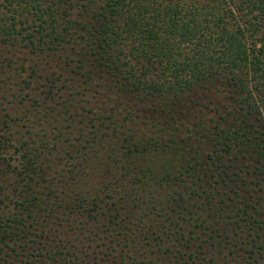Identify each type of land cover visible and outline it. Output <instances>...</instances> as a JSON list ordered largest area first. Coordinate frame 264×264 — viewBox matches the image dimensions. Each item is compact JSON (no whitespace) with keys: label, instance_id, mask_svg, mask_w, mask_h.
<instances>
[{"label":"trees","instance_id":"1","mask_svg":"<svg viewBox=\"0 0 264 264\" xmlns=\"http://www.w3.org/2000/svg\"><path fill=\"white\" fill-rule=\"evenodd\" d=\"M0 264H264V0H0Z\"/></svg>","mask_w":264,"mask_h":264},{"label":"rangeland","instance_id":"2","mask_svg":"<svg viewBox=\"0 0 264 264\" xmlns=\"http://www.w3.org/2000/svg\"><path fill=\"white\" fill-rule=\"evenodd\" d=\"M169 258L171 259V257L169 256ZM168 257H162V261H168L169 260Z\"/></svg>","mask_w":264,"mask_h":264}]
</instances>
